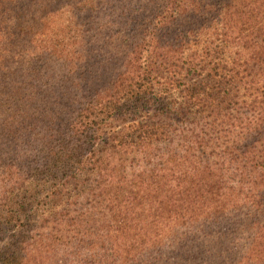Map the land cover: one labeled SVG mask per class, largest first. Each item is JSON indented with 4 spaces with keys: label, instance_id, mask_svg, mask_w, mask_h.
I'll return each mask as SVG.
<instances>
[{
    "label": "trees",
    "instance_id": "16d2710c",
    "mask_svg": "<svg viewBox=\"0 0 264 264\" xmlns=\"http://www.w3.org/2000/svg\"><path fill=\"white\" fill-rule=\"evenodd\" d=\"M0 264H264V0H0Z\"/></svg>",
    "mask_w": 264,
    "mask_h": 264
}]
</instances>
